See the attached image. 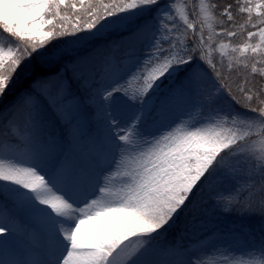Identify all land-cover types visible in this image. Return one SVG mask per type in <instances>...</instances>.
Here are the masks:
<instances>
[{
  "label": "snow or ice",
  "instance_id": "6c2138e0",
  "mask_svg": "<svg viewBox=\"0 0 264 264\" xmlns=\"http://www.w3.org/2000/svg\"><path fill=\"white\" fill-rule=\"evenodd\" d=\"M17 87L0 264H264V0H0Z\"/></svg>",
  "mask_w": 264,
  "mask_h": 264
},
{
  "label": "trees",
  "instance_id": "16d2710c",
  "mask_svg": "<svg viewBox=\"0 0 264 264\" xmlns=\"http://www.w3.org/2000/svg\"><path fill=\"white\" fill-rule=\"evenodd\" d=\"M225 2H233L234 0H225ZM233 11V15L236 17L235 19V23L237 25L243 24L244 21L247 19L246 14H240L238 13V9L234 4V7L232 9ZM238 32V35L233 39V43L234 44H238L240 42H243L246 39V32H244L243 30L237 28L236 29ZM233 79H236V77H233ZM19 91V87H17L15 90H13L12 92H10L7 97L5 98L4 101L0 102L1 103H7L9 101H11L13 99V97L16 95V93ZM259 220V217L257 216H252L249 218H246L245 221L248 224V227L253 229V226L255 224H257V221ZM184 223H185V217H181L180 220L177 221V224L173 226L172 229L169 230L168 234H167V241L166 242H173L176 238V236L183 230L184 227ZM259 229L255 230V232H258Z\"/></svg>",
  "mask_w": 264,
  "mask_h": 264
},
{
  "label": "rangeland",
  "instance_id": "374dc122",
  "mask_svg": "<svg viewBox=\"0 0 264 264\" xmlns=\"http://www.w3.org/2000/svg\"><path fill=\"white\" fill-rule=\"evenodd\" d=\"M147 18L150 19L151 16L149 15ZM174 86L175 85L172 82L165 81L161 85L160 94L161 95H166L168 93V91L171 88H173ZM132 87H135V85H132ZM9 102L1 103L0 104V109H3ZM179 114H180L179 112L176 113V115H179ZM174 118L175 117H173V119ZM153 131H155V130H153ZM82 148H83V146H82ZM72 154H73V157L77 160V162H79V163H87L86 158L81 156V151L80 150H75L74 149V150H72ZM245 217H247V216L246 215L245 216L237 215L236 213L225 215L223 217V225L225 227H228L229 225H232V224L244 226L243 221H244ZM257 225H259V222L257 223Z\"/></svg>",
  "mask_w": 264,
  "mask_h": 264
}]
</instances>
